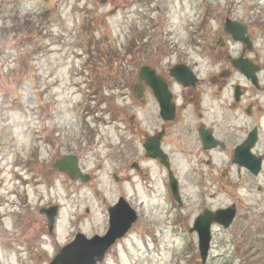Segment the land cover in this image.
<instances>
[{
  "label": "rangeland",
  "instance_id": "obj_1",
  "mask_svg": "<svg viewBox=\"0 0 264 264\" xmlns=\"http://www.w3.org/2000/svg\"><path fill=\"white\" fill-rule=\"evenodd\" d=\"M199 1L214 7L215 16L223 13L251 20L258 43L264 38V0ZM112 3L0 0V222L7 227L0 234V264H48L77 232L86 237L102 234L107 224L106 208L116 200L119 184L121 192L133 196L128 200L139 217L136 226L111 247L100 264H200L196 236L187 227L204 208H224L233 200L237 202L236 217L228 228H212L206 264H264V171L256 179L244 171L238 177L232 167L220 176L215 164L204 178L206 187L202 189L203 200H199L202 190L190 183L192 175L188 174L203 154L197 151L199 156H192L197 146L191 141L182 143L185 130L176 135V127H172L167 142L179 139L173 145L188 147V155L171 146L167 149L183 186L180 209L167 214L168 208L164 211L163 206L152 205L154 201L148 197L158 189H147L139 181L131 187L125 180L130 175V162L137 158L131 153L130 122L138 125V119L154 114L148 102L136 106L132 113L129 89L116 88L115 74L110 70L122 66L125 73L121 72L126 77L130 74V62H119L118 58L136 28L148 31L144 42L149 48L144 49L146 55H140L142 65L174 50L172 45L180 50L197 24L186 18L180 25L177 20L184 13L157 2L150 5L151 11L138 5L142 12L138 7L114 10L109 6ZM85 9L92 16L91 26L81 23ZM143 13L152 17L154 26ZM210 25L205 39L209 42L215 38L217 21L210 20ZM167 55L164 65L173 59L172 53ZM110 87H115V95L107 106L101 92H109ZM84 120L90 123L87 131ZM45 127H49V135ZM259 144L264 153V125L263 129L260 126ZM64 154L79 158L82 173L89 175L86 182L72 180L52 168L51 162ZM25 162L41 179L21 182L17 173L27 180L32 175L21 170ZM157 174L152 180L155 187L160 182ZM257 185L262 192L257 191ZM53 204L58 205V213L52 232L47 234L39 209ZM176 218L181 230L172 226ZM22 225L17 237L10 234V229Z\"/></svg>",
  "mask_w": 264,
  "mask_h": 264
},
{
  "label": "water",
  "instance_id": "obj_2",
  "mask_svg": "<svg viewBox=\"0 0 264 264\" xmlns=\"http://www.w3.org/2000/svg\"><path fill=\"white\" fill-rule=\"evenodd\" d=\"M252 140L247 141L246 149L252 144ZM54 166L68 173L72 178L79 175L77 159L74 156H66L62 160H57ZM254 172H257V168H255ZM41 211L45 213L47 226L50 229L55 215V207L42 209ZM226 212L227 210H218L214 213L205 211L204 215L198 217L195 221L194 228L198 232L199 251L203 262L207 255L210 240L209 225L212 221H216L227 226L233 216V212L229 211L227 217L222 216ZM116 224V221L112 220L108 234L102 238L95 236L87 240L84 236L77 235L72 243L64 246L60 250L50 264H95L97 260H102L107 247L116 237L121 236V232H119V228H116Z\"/></svg>",
  "mask_w": 264,
  "mask_h": 264
},
{
  "label": "flooded vegetation",
  "instance_id": "obj_3",
  "mask_svg": "<svg viewBox=\"0 0 264 264\" xmlns=\"http://www.w3.org/2000/svg\"><path fill=\"white\" fill-rule=\"evenodd\" d=\"M185 98V101H187V102H189L190 100H192V98H190L189 96H183V99ZM187 105V103L186 104H181V106H179L178 108L179 109H181V112H182V109L183 108H185V106ZM184 110V109H183ZM204 120H203V117L200 115L198 118H197V127L199 126V124L201 123V122H203ZM160 123L159 124H156V125H153V127L151 128V130H149V134H151V135H153V134H155L156 133V131L158 130V129H164V131H165V134H164V137H163V139L165 138V137H167V136H169V134H170V131H169V129H170V127H171V125L172 124H174L175 122H177V116H176V112H175V118H174V121L173 122H162L161 120L159 121ZM196 132H197V129H196ZM196 138L199 140V137H198V134H196ZM202 161H204V160H202Z\"/></svg>",
  "mask_w": 264,
  "mask_h": 264
},
{
  "label": "bare ground",
  "instance_id": "obj_4",
  "mask_svg": "<svg viewBox=\"0 0 264 264\" xmlns=\"http://www.w3.org/2000/svg\"><path fill=\"white\" fill-rule=\"evenodd\" d=\"M222 41H226V38H225V37H223V38H222ZM54 206H55V205H53V207H54Z\"/></svg>",
  "mask_w": 264,
  "mask_h": 264
}]
</instances>
